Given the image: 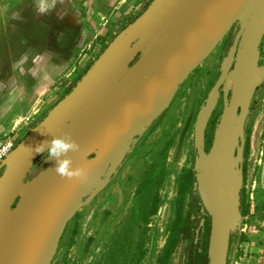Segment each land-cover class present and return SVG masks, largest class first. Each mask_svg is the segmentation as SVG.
<instances>
[{"label":"rangeland","instance_id":"obj_1","mask_svg":"<svg viewBox=\"0 0 264 264\" xmlns=\"http://www.w3.org/2000/svg\"><path fill=\"white\" fill-rule=\"evenodd\" d=\"M84 5L79 0H58L52 10L41 14L37 12L34 0H0V81L5 85L7 81L4 77L22 65L21 57H25V53L28 55L22 61L32 79L30 93L18 97V100L23 98L30 102V110L20 111L3 121L7 124L4 128L8 129L1 130L0 136L14 126L12 132L15 133L16 144L64 95L59 83L65 78L71 80L68 75L65 76L71 67L76 65L79 68L71 77L73 83L135 14L114 16L109 10L102 17L93 13L86 20L82 10ZM143 8L141 5L138 11ZM263 13L264 0H258L251 10L248 24ZM236 28L235 24L229 32L230 41ZM263 34L264 23L246 65L245 71L258 74L247 97L242 94L245 84L243 72L240 76L242 68L236 69L240 41L232 66L219 83V113L212 132V139L215 137L217 144L204 153L200 149L203 144L202 131L194 158L197 162L198 156L210 154L217 147L224 148L226 159L236 175L237 191H242L243 204L237 211L235 209L228 222L233 223L229 224L226 264H264V138L261 137L264 133V92L257 96L260 101L254 110L247 108L253 88L264 82ZM226 35L178 85L159 115L132 137L110 175L105 177L104 171L96 177L83 202L67 220L49 264H85L90 258L97 259L101 254H109L114 247H120L125 238L127 243H123L117 251L123 253L126 264L134 243L145 228L137 222L135 213L138 198L147 190L151 195L156 192L157 206L148 217L143 231V255L139 264H153L166 234V224L172 217L176 174L181 167L188 166L195 116L202 104L207 103L205 101L212 89L214 104L219 98L214 83L224 60L222 41ZM60 38L62 45L54 46V39L56 42ZM41 52L45 60L42 66ZM67 56L69 59H65ZM38 66L40 69L44 66L45 70L42 81L45 89L42 93L33 88L37 81L33 72H37ZM230 75L235 79L228 83L226 78ZM20 108L14 105L13 112ZM27 115L29 119L25 123L23 117ZM247 129L245 158L243 144ZM47 158L44 153L37 156L24 180H29L41 170L47 164ZM243 164L244 181L241 177ZM168 264H182L181 248Z\"/></svg>","mask_w":264,"mask_h":264},{"label":"water","instance_id":"obj_2","mask_svg":"<svg viewBox=\"0 0 264 264\" xmlns=\"http://www.w3.org/2000/svg\"><path fill=\"white\" fill-rule=\"evenodd\" d=\"M257 1L150 0L118 30L73 86L1 160L0 264L50 263L67 220L83 202L96 177L104 171L105 177L110 175L132 137L159 115L178 85L236 24L214 83L218 88L232 66ZM204 104L193 125L196 154L200 141H196L197 123ZM64 133L71 134L79 145L77 151L68 152L73 161L70 167L85 169L86 179L59 176L52 170L55 159L48 157L41 170L24 180L33 160L42 154L36 153L35 147ZM215 142L213 137L210 149ZM204 207L209 215L210 262L216 216ZM36 219H42L39 234L19 241L23 230ZM228 238L229 224L222 225L214 264H226Z\"/></svg>","mask_w":264,"mask_h":264},{"label":"trees","instance_id":"obj_3","mask_svg":"<svg viewBox=\"0 0 264 264\" xmlns=\"http://www.w3.org/2000/svg\"><path fill=\"white\" fill-rule=\"evenodd\" d=\"M148 2L145 4V6L148 4ZM138 14H136L134 17H136ZM134 17H132L129 22ZM232 27L228 30L227 35L222 41L223 54H226L227 49L230 46L231 41L229 32ZM263 92L264 82H261L259 85L253 88L251 99L247 107L249 110L252 111L258 106L260 98L257 99V96ZM217 94L219 98L210 110L202 133L203 152H207V149L210 148L212 143V132L215 125L216 116L219 113L218 108L221 96L220 86L217 88ZM245 132L246 135L243 144V156L246 158L248 129ZM261 137L262 139L264 138V133L261 134ZM190 147L188 166L181 167L175 177V195L172 202V217L166 224V234L163 243L154 258L153 264H168L172 256L176 254L179 248H181L182 252V264H210L208 256L209 215L206 208L204 207L205 204L203 205V199L201 200L202 196L199 190L198 179L196 175L197 173L196 170H194L196 148L194 146L193 140ZM244 174L245 166L243 164L241 166L242 181H244ZM156 201V192L151 195L148 190L144 191V194L141 196V198H138L135 215L137 222L145 226L144 230L146 229L148 217L156 210ZM237 202V208L239 209V207L241 208L243 204V195L241 190H238L237 192ZM144 230L140 232L136 242L134 243L133 250L131 251L130 256H128L126 264H139V260L143 255L142 246L144 242ZM126 241L127 239L125 238L123 243H127ZM120 247H114L109 254H101L97 259L90 258L85 264H124L125 262L123 261L125 256L123 253L119 254V251H117Z\"/></svg>","mask_w":264,"mask_h":264},{"label":"bare ground","instance_id":"obj_4","mask_svg":"<svg viewBox=\"0 0 264 264\" xmlns=\"http://www.w3.org/2000/svg\"><path fill=\"white\" fill-rule=\"evenodd\" d=\"M263 23L264 13L262 16H259L257 20H255L252 24L249 25L247 23L242 33V42L236 58V65L238 66L236 67V69H238L239 67L242 68L240 76L243 72V76L245 78V84L242 93L244 96L248 94V91L251 89V86L255 82L256 76L258 75L255 72L249 73L245 70L248 59L250 57L249 55L252 53L251 51L253 48V39L259 36ZM226 75L224 76V79ZM226 79L227 82L230 83V81L235 79V77L230 75ZM212 92L214 91L210 92L207 98L208 100L206 101L207 103L204 105L205 107H203L204 109H202L200 113V117L197 123V142L199 141V134L202 132V128L207 115L215 100V94H211ZM216 144L217 142H215L213 148H215ZM217 149L218 151L216 153ZM225 153L226 151L224 148L217 147L210 154L208 153L209 155L203 154L198 156V158H200L197 160V162L195 161V170L197 173L196 175L202 199L205 206L216 216L214 236L212 237L210 242V264H214L213 260L215 249L220 245L222 225L233 223L228 222L234 215L236 204L237 179L231 163H229L226 159ZM41 224L42 219H36L35 221H33L27 228L23 230L18 240L25 241L37 236L40 232Z\"/></svg>","mask_w":264,"mask_h":264},{"label":"crops","instance_id":"obj_5","mask_svg":"<svg viewBox=\"0 0 264 264\" xmlns=\"http://www.w3.org/2000/svg\"><path fill=\"white\" fill-rule=\"evenodd\" d=\"M79 1L85 4L82 10L85 14V19L87 20V18L91 17L93 13H98L102 17L103 13L107 11L109 12V10H111L110 12L114 13V16L119 14L131 15L134 13L135 16L140 12L138 11V8L141 5H143L144 7L149 0H79ZM54 44H55L54 46L60 47L62 45V39L61 38L57 39L56 42L54 39ZM41 47L42 48L44 47L42 43H41ZM44 51L46 52V49H44ZM41 53L42 54L40 61L42 66L43 63H45L44 62L45 60H44L43 52ZM65 59H69V56H67V58ZM21 63L22 65L20 67H16L14 68L13 71L6 74V76L4 77V79H6L7 81L5 85H3L4 84L3 81H0V131L4 129H8L7 127L4 128L7 124H4L3 121L11 119L14 115H17L18 112L20 111L28 112L31 108L30 102H28L26 99L23 100V98H21V100H18L19 95H26L30 93L31 91L30 82L32 80L29 75V72H26L24 68V62L22 60ZM78 69H79L78 66L73 65L71 69L67 72V74H65V76L68 75L69 77L68 79L71 80H66L67 78H65L63 81L59 83V88L64 90V94L75 83V81L73 83L71 82L72 81L71 77H74L73 75L74 73H76ZM33 74L37 78V81L35 82L36 86H34L33 88L37 89L38 93L40 92L42 93L45 89V86L42 84L45 74L44 66L41 69L38 66L37 72L34 71ZM51 78H53V75H51ZM70 83L72 84L70 85ZM14 105L17 106L19 105L21 107L19 111L13 112ZM12 128H10L9 130H11Z\"/></svg>","mask_w":264,"mask_h":264},{"label":"clouds","instance_id":"obj_6","mask_svg":"<svg viewBox=\"0 0 264 264\" xmlns=\"http://www.w3.org/2000/svg\"><path fill=\"white\" fill-rule=\"evenodd\" d=\"M57 2L58 0H34L36 10L41 14L52 10ZM60 2H62V0H60ZM27 55L28 53H25V57ZM25 57H21V60H23ZM18 64L19 61L17 62V65ZM45 144L48 145L47 149H45ZM78 149L79 145L75 140L72 139L71 134L64 133L63 135L53 136L50 142L42 141L35 147L34 151L36 153L46 154L49 159H55L56 164L52 170L55 171L59 176L66 179H86L85 169L79 166L74 168L70 167L73 161L72 158L68 155V152H75ZM62 156L63 158H61Z\"/></svg>","mask_w":264,"mask_h":264},{"label":"built area","instance_id":"obj_7","mask_svg":"<svg viewBox=\"0 0 264 264\" xmlns=\"http://www.w3.org/2000/svg\"><path fill=\"white\" fill-rule=\"evenodd\" d=\"M29 116H24L23 121L28 122ZM13 128L8 132L0 136V162L5 155L13 148L16 142L15 133L12 132Z\"/></svg>","mask_w":264,"mask_h":264}]
</instances>
